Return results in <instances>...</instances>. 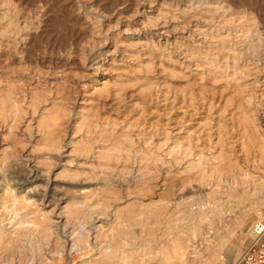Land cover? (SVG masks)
Here are the masks:
<instances>
[{
    "label": "rangeland",
    "instance_id": "obj_1",
    "mask_svg": "<svg viewBox=\"0 0 264 264\" xmlns=\"http://www.w3.org/2000/svg\"><path fill=\"white\" fill-rule=\"evenodd\" d=\"M245 13L264 24V0H0L1 214L6 230L20 224L29 231L17 243L0 237V264H160L159 251L170 256L183 238L198 246L193 264H222L233 242L250 240L252 224L264 221V146L255 123L247 124L258 143L250 157L257 185L237 178L244 162L229 146L245 132V93L232 73L226 79L196 62L185 67L177 53L199 52L197 63L209 66L205 56L218 55L209 43L248 26L232 22ZM200 27L217 36L202 48V34L194 43L185 39ZM96 62L102 67H89ZM193 138L202 140L197 152L205 149L200 176L222 177L217 195L225 201L213 203L194 171L167 155ZM46 173L51 196L43 201ZM24 198L35 207L24 208ZM56 203L68 206L61 208L68 233L88 237L89 245L65 253L63 233L43 237L36 210ZM211 203L218 212L208 210ZM204 207L206 216L198 214Z\"/></svg>",
    "mask_w": 264,
    "mask_h": 264
},
{
    "label": "bare ground",
    "instance_id": "obj_2",
    "mask_svg": "<svg viewBox=\"0 0 264 264\" xmlns=\"http://www.w3.org/2000/svg\"><path fill=\"white\" fill-rule=\"evenodd\" d=\"M191 7V6H189ZM176 16V15H174ZM245 22L248 24V26H243L242 28H240L239 30L237 29L236 31V34L233 35L232 32L230 31L229 34L227 35H224L222 33H219V37L217 40V44H213V43H209V46H213L215 45L216 48H217V56H211V54H209V56H205V60L208 59L210 61H208L210 63L209 66H205V62H203L201 65L199 63H197L198 61V56L195 55L198 53L199 55V58L202 54H200L199 52H193L192 54L189 53V50L186 51V54H184V52H182L181 50H178L179 52H177V50H175L178 54L180 55H184V59L187 60L188 62H186V66H188V68L191 67V65L196 62V69H199L201 70V66H202V69H204V73H208L209 72H212V73H215L216 71L218 72L219 70L222 71V78H226V79H229L230 77V73H232L233 75V80L236 82V84L240 87V89L242 90V92L245 93L244 95V101L247 102L249 105V112L244 110L243 114L245 115V121L246 124H245V132L244 134H241L240 137L239 135L237 134V136L235 135H232V140L233 142L232 143H229V146H230V150H231V155H234V156H238V160L240 161H243V166L241 168V170L237 171V178H241V179H244L247 183L249 182V184L251 183H254L255 185H257L256 183V178L254 176V172H255V169H253L252 167V164L250 165V157H251V152L253 151V149L255 147H258V143L257 140H253L250 136L251 134L249 133V126H248V120L251 122V123H255V126H256V134H258V137L260 138V143L261 146L263 145L264 146V24L262 22H260L259 18L256 17L255 15H250L249 13H245L243 14V16H239V17H234L232 19V22L234 23H240V22ZM262 21V20H261ZM224 22V21H223ZM229 22V21H228ZM227 22V23H228ZM232 22L230 24H232ZM210 25V22H206ZM226 23V22H225ZM224 23L225 26H223V28H227L229 25H226ZM244 23V24H245ZM207 24V25H208ZM215 24V23H214ZM220 24V23H219ZM246 24V25H247ZM154 27L156 26H159L160 24H153ZM152 25V26H153ZM189 25V23H188ZM213 25V24H212ZM218 25V24H217ZM216 25V26H217ZM167 25V22L162 26L163 28H166ZM215 26V27H216ZM227 26V27H226ZM187 27H190V26H187ZM240 27V26H239ZM216 28H219V27H216ZM235 28V26H234ZM222 29V28H221ZM221 29L219 31H221ZM231 29V28H230ZM160 30V29H159ZM181 30V29H180ZM183 30V29H182ZM226 31V30H225ZM168 30H164L162 31V33H166L168 34ZM206 32V33H205ZM226 33V32H225ZM234 33V32H233ZM200 35L202 34V36L200 37V42H199V48H202L204 46L205 43H207L208 41V38H211V39H215V37L217 36H213L212 32L211 31H208V30H205L203 29V27H200V28H197V30H190V35H187L185 39H189L191 43H194V42H197V40H195V38H197V35ZM209 35V36H208ZM193 36V37H192ZM236 38V39H235ZM235 39V40H234ZM210 40V39H209ZM187 45V44H186ZM186 45H184L186 47ZM193 45V44H192ZM178 46V45H177ZM183 46V47H184ZM195 48V47H194ZM222 48V49H221ZM219 49V50H218ZM221 50V52H220ZM115 51V50H114ZM171 53V52H170ZM220 54H224L226 55V59L223 61V63L220 65L221 63V60L220 58ZM224 59V57H223ZM103 60V59H102ZM176 62V59L174 60ZM101 62V61H100ZM219 62V63H218ZM230 63V65H228V63ZM218 63V64H217ZM99 64V65H98ZM183 65H184V61H183ZM225 65V66H224ZM205 66V67H204ZM223 66L225 69H223ZM89 67L91 68H96V70H98V68L102 67V64H100L99 62H96V63H93L91 64ZM222 67V68H221ZM232 67V68H231ZM88 68V67H87ZM233 69V70H232ZM220 72V71H219ZM211 73V74H212ZM210 74V73H209ZM219 74V73H218ZM205 75V74H204ZM200 76V75H199ZM207 76V75H206ZM239 89V90H240ZM261 90V93H259L260 90ZM191 100V99H190ZM11 101V100H10ZM16 102V101H15ZM12 103V101H11ZM189 103H191V101H189ZM17 104V103H16ZM18 105V104H17ZM192 105V104H191ZM246 105V106H247ZM14 106H15V103H14ZM210 106V105H209ZM18 107V106H17ZM15 108V107H13ZM210 108V107H208ZM247 108V107H246ZM16 110V108H15ZM18 110V109H17ZM248 113L250 115H248ZM195 116V115H194ZM243 117V118H244ZM171 119V118H170ZM244 120V119H243ZM190 121V120H189ZM188 122V121H187ZM179 124V123H178ZM220 124V123H219ZM258 124V125H256ZM221 125V124H220ZM252 130V129H251ZM167 131V130H166ZM183 131V130H182ZM182 131H178L176 132L178 135H181ZM168 132V131H167ZM174 131H172L171 133H173ZM166 133V132H165ZM169 133V132H168ZM242 133V132H241ZM188 134V133H187ZM197 137V136H196ZM222 137V136H221ZM191 138V137H189ZM223 138V137H222ZM227 138V137H225ZM254 138V137H253ZM57 139V138H56ZM201 140L200 138H193L192 140L189 139L186 140V141H181L178 143V145H176L175 148H170L171 150L168 151L167 155H172V157L174 158V162L175 163H178V164H187V167L186 169L188 171H194V173L196 174L195 175V180L198 182V185H200V189L202 190V193H205L206 194V190L209 189L210 191L206 194V196L208 198H211V197H215L214 199V202L213 203H217L215 200L216 199H223V196H221V194L218 195L220 193V189L218 187H220L221 185V182H222V177H219V179H208L205 177H202L200 176V173L199 171L201 170H198L197 168L200 166L201 167V163L198 162V160L200 162H205L204 161V150H201L202 153H199L197 152V149L200 147V144H201ZM209 141V139H207ZM225 140V139H223ZM231 140V139H230ZM228 141V139H227ZM59 142V141H58ZM57 142V143H58ZM167 142V141H166ZM221 138L219 137L218 139V142L217 143H220L221 144ZM226 142V141H225ZM229 142V141H228ZM227 142V143H228ZM72 143V142H71ZM223 144V143H222ZM226 144V143H225ZM164 145V144H163ZM239 145H241V147L239 148ZM228 146V144H226V147ZM59 148H57V154L59 156H62L63 154V150H64V146H62L61 144L58 146ZM205 148V147H204ZM217 148V147H216ZM225 148V146H224ZM203 149V148H202ZM209 149V148H208ZM56 150V149H55ZM255 150V149H254ZM220 152V151H219ZM253 153V152H252ZM182 156V158H180L179 156ZM218 155V154H217ZM209 156V155H208ZM213 155H211L210 157H212ZM253 156V155H252ZM213 158V157H212ZM85 159V158H84ZM176 159V160H175ZM180 159V160H178ZM217 159L215 158L214 156V160ZM183 160V163L181 162ZM197 160V161H195ZM253 160V159H252ZM254 161V160H253ZM42 162V161H41ZM87 162V160H86ZM73 163V162H72ZM207 163V162H206ZM84 164V163H82ZM205 164V163H204ZM203 164V165H204ZM255 166V164H253ZM183 166V165H182ZM186 166V165H185ZM252 166V167H251ZM210 167V166H208ZM197 169V170H196ZM37 171H39L37 169ZM198 171V172H197ZM30 172L32 174H35L34 176H39L38 178H40L43 174V172L39 171L41 174H38L36 172V170H33L31 169ZM201 172V171H200ZM31 174V175H32ZM29 175V176H31ZM46 184L43 186V190H44V194H43V201L47 198V201H48V198L50 195V192H51V189H50V182L52 181L51 179V176L50 174L46 173ZM200 176V177H199ZM236 177V176H235ZM257 177V176H256ZM194 178V177H193ZM192 178V179H193ZM260 178V177H259ZM30 179V178H29ZM29 179H27L26 181H29ZM35 180V178H34ZM187 181V180H186ZM225 181V180H224ZM30 182V181H29ZM189 183V182H188ZM193 183V181H192ZM243 183V182H242ZM245 184V183H244ZM243 184V185H244ZM23 185V184H22ZM231 185V184H230ZM233 185V184H232ZM250 186V185H249ZM249 186L247 187L246 184H245V187H247L246 189L249 188ZM37 187V186H36ZM182 187V186H181ZM232 187V186H230ZM263 187V186H262ZM244 188V186H243ZM251 188V187H250ZM241 189V187H240ZM239 189V190H240ZM245 189V190H246ZM256 188H254L255 190ZM37 191L36 189H33L32 191ZM244 190V189H242ZM5 191V190H4ZM88 192V190H87ZM7 193V192H6ZM36 193V192H35ZM225 193V192H224ZM244 193V191H243ZM236 195V194H235ZM20 196V195H19ZM17 196V197H14L12 200L13 201H18V200H21L20 197ZM23 196V195H22ZM25 196V195H24ZM205 196V197H206ZM227 195L225 194V197ZM231 196L232 198L234 196L229 195ZM240 195L236 196V197H239ZM245 196V195H244ZM243 196V197H244ZM248 196V195H247ZM26 197V196H25ZM199 197V196H198ZM202 197V195H201ZM224 197V199H225ZM235 197V198H236ZM246 197V196H245ZM22 198V197H21ZM32 198V197H31ZM54 198V197H53ZM53 198L51 200H49V204L48 206H52L53 204H51V202L53 201ZM223 199V200H224ZM227 199H228V196H227ZM229 199H231L229 197ZM241 199V198H240ZM1 200V199H0ZM32 201H29V199L27 198H24L22 199V205L24 204V208H26V206H33L32 204H34L33 207H35V203H36V200L35 199H31ZM200 199L199 198V202H200ZM206 200V199H205ZM210 200V199H209ZM213 200V199H211ZM210 200V201H211ZM203 201V200H202ZM218 201V200H217ZM225 201V200H224ZM227 201V200H226ZM231 201V200H230ZM246 202V201H245ZM4 203V201H3ZM213 203H211L210 205H212ZM221 203V201H220ZM17 204V203H16ZM45 203H43L44 205ZM172 204V203H171ZM197 204V203H196ZM202 204V203H201ZM200 204V205H201ZM224 204V203H223ZM190 205V204H189ZM195 205V204H194ZM208 205V204H207ZM217 205L219 204H216L215 207H211V209H209L208 207V210L213 212V211H217ZM228 205V204H227ZM192 206V205H191ZM220 206V205H219ZM68 206H63L61 207V203H56L55 206H53L51 209H47V211L43 212L41 209H37V213H39L40 215H42V219H43V227L41 228V233L43 235V237H45L46 240H48V238H51L52 235L54 233H56L57 235L60 234V233H63V241H62V250H63V247H64V250H65V253H66V250H73L75 249L79 243L81 242H84L85 244L87 243V245H89V239L88 237H84V236H81L80 238H78L79 236L74 234V233H68V229H67V224H68V221H69V218L68 216L64 213L63 210H61V208L63 209H67ZM223 207V206H222ZM205 208V207H204ZM5 209V206L3 204L2 208H1V201H0V237L2 239H7V237L10 240V243L11 242H14V243H17L19 242V240L21 239L22 236H25V233H27L28 229H22L24 227H22L20 224L17 225V227H15L13 230H6V221H5V216H3L1 214V210ZM27 209V208H26ZM196 209V208H195ZM201 209V208H200ZM61 210V211H60ZM206 208L203 210H201L199 212V209L197 211L198 214L201 213L202 216H206V214L204 212ZM207 210V213L209 212ZM35 211V212H36ZM209 212V213H211ZM218 212V211H217ZM216 212V213H217ZM33 213V212H32ZM31 213V214H32ZM14 214V213H13ZM190 214V213H188ZM197 214V215H198ZM34 215V214H32ZM31 215V216H32ZM195 215V216H197ZM208 215V214H207ZM161 216V215H160ZM190 217H187L189 220L191 219V216H192V219L194 218L193 214L191 213L189 215ZM200 216V215H199ZM198 217V216H197ZM36 219V218H35ZM40 219V217H39ZM32 220V219H31ZM34 220V219H33ZM38 220V218L36 219V221ZM104 219L100 218L99 221L97 222H93V224L95 225V227L97 229H100L102 228L103 224H104ZM220 220V219H218ZM35 220L32 221L34 222V224L36 222ZM41 221V220H40ZM19 222V221H18ZM28 222V221H27ZM31 222V223H32ZM39 222V220H38ZM99 222V224H98ZM188 222V221H187ZM191 222V220H190ZM30 223V222H29ZM27 223V224H29ZM30 223V225H32ZM91 223V222H90ZM160 223V222H159ZM185 223V221H184ZM194 223V222H193ZM8 224V223H7ZM183 224V223H182ZM199 224V223H198ZM16 225V224H15ZM29 226V225H26V227ZM34 225L31 226V228H34L33 227ZM39 226V225H38ZM179 226V225H178ZM181 226V225H180ZM179 226V227H180ZM194 226V224H193ZM179 227H176L179 229ZM195 227V226H194ZM175 228V229H176ZM174 229V228H173ZM172 229V230H173ZM195 229V228H194ZM193 229V230H194ZM196 229H198V227H196ZM22 230V231H21ZM186 230V229H185ZM189 230V229H188ZM96 231V230H95ZM177 231V230H176ZM187 231V230H186ZM190 231V230H189ZM29 232V231H28ZM60 232V233H59ZM74 232V231H73ZM164 232V231H163ZM197 232V231H196ZM208 232V231H207ZM72 234V235H71ZM201 234V233H200ZM164 235V234H163ZM184 236V235H183ZM186 236V235H185ZM184 236V237H185ZM193 236H191L192 238ZM197 237H198V234H197ZM181 238V236H180ZM183 238V237H182ZM201 238V237H200ZM35 239V238H34ZM189 239L187 238H183L182 241H181V244H178L176 246V250L173 251L170 256H167L165 252L162 251V249L160 250L159 248V255L162 256V261L160 264H169L168 263V259H171L169 262H173V260L175 259V263L174 264H193V261L195 262V260L192 261L193 257H196L199 256V252L197 250L198 246L194 243L193 245H191V243L188 241ZM180 242V241H179ZM165 243V242H164ZM163 243V244H164ZM167 244L170 243V239L167 238V241H166ZM165 243V244H166ZM7 244V243H6ZM83 244V245H85ZM199 245V244H198ZM34 246V245H33ZM112 246H114L112 244ZM175 247V246H174ZM63 250V251H64ZM35 252V251H34ZM158 253V252H157ZM222 253V251L220 252ZM170 257V258H169ZM97 260V257L94 258V260ZM99 259V258H98ZM159 259V258H158ZM220 258H218L219 260ZM172 263V264H173Z\"/></svg>",
    "mask_w": 264,
    "mask_h": 264
},
{
    "label": "built area",
    "instance_id": "obj_3",
    "mask_svg": "<svg viewBox=\"0 0 264 264\" xmlns=\"http://www.w3.org/2000/svg\"><path fill=\"white\" fill-rule=\"evenodd\" d=\"M253 244L244 251L235 264H264V221L252 224Z\"/></svg>",
    "mask_w": 264,
    "mask_h": 264
},
{
    "label": "crops",
    "instance_id": "obj_4",
    "mask_svg": "<svg viewBox=\"0 0 264 264\" xmlns=\"http://www.w3.org/2000/svg\"><path fill=\"white\" fill-rule=\"evenodd\" d=\"M239 241H240L239 243H237V242L232 243V245L234 247L233 252L229 256H227L226 254H225V256H223V263L222 264H235V262L240 257V255L244 251H246L248 248H250L254 242L253 236L250 237V240L246 244H243V242H242L243 238H241ZM233 247H231V248H233Z\"/></svg>",
    "mask_w": 264,
    "mask_h": 264
}]
</instances>
